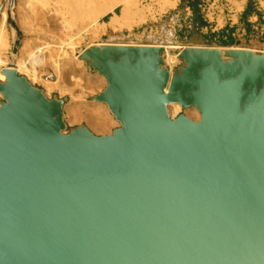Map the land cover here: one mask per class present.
Masks as SVG:
<instances>
[{
    "label": "water",
    "instance_id": "1",
    "mask_svg": "<svg viewBox=\"0 0 264 264\" xmlns=\"http://www.w3.org/2000/svg\"><path fill=\"white\" fill-rule=\"evenodd\" d=\"M78 58L104 78L110 135L67 132L66 99L1 71L0 264H264V52L186 47L173 70L160 45Z\"/></svg>",
    "mask_w": 264,
    "mask_h": 264
},
{
    "label": "rangeland",
    "instance_id": "2",
    "mask_svg": "<svg viewBox=\"0 0 264 264\" xmlns=\"http://www.w3.org/2000/svg\"><path fill=\"white\" fill-rule=\"evenodd\" d=\"M11 1L10 5V0H0L1 12H4L6 15L3 25L5 37L0 42V53L8 57V65H12L16 59L23 60L30 70L32 68L30 55L34 54L38 49L49 46L50 48L43 49V57L46 61L42 67L40 66L38 69L41 70L40 72L44 79H46V76L52 75V80L48 79L50 82H68L83 86L91 81L89 75L100 77L98 74L90 72L78 58L83 50L92 45L108 43H134L137 45L139 43V45L154 44L178 46L179 49L177 50H169L171 56H176L181 51V46L184 45L214 46L218 44V42L214 41L211 37L213 34L210 32V29L204 30L202 33L195 31L188 36L186 40L187 43H174L183 40L180 35L185 29L183 23H188V20H186L187 17H193V14L190 13L189 10H185L180 0H132L128 6H119L115 9L114 13H106L96 24L90 19H81L77 15H74L73 0ZM112 1L113 0H98L92 6L91 11L99 12L107 9ZM229 1L231 0H200V15L211 24L217 23V16L227 15L225 9ZM69 7L71 9H69ZM124 9L128 17L127 20L130 23H124L122 27H117L115 29L116 31L113 30V32L103 31L106 26L105 24L109 20V16H121L120 13ZM220 20L221 19H219V23H221ZM50 56L52 60L49 59ZM47 60H49V62H47ZM67 61L71 62L75 66V69L66 67L65 70L63 65ZM48 64H50V66ZM180 64L181 63L177 61L171 69H175ZM21 72L19 74L26 77L29 82L32 80V73L30 71L27 73V71L25 72V70H22ZM64 76L65 78H63ZM88 79L89 81H87ZM100 79L103 83L102 86L104 85L100 89L102 90V88L106 87V83L101 77ZM31 84L41 90L45 87V84L43 82L41 83V81H33ZM94 94L95 92H91L90 96L93 97ZM104 109L106 114L114 120L105 106ZM179 114L184 115V111L181 110ZM114 125L117 128L119 127L116 121ZM71 128L74 127L68 126L67 132Z\"/></svg>",
    "mask_w": 264,
    "mask_h": 264
},
{
    "label": "crops",
    "instance_id": "3",
    "mask_svg": "<svg viewBox=\"0 0 264 264\" xmlns=\"http://www.w3.org/2000/svg\"><path fill=\"white\" fill-rule=\"evenodd\" d=\"M185 10H189V12L192 13L189 8L185 7ZM225 11L227 15L217 16V20H216L217 23L211 24L209 23L207 19H204V21L207 22L204 28H199L198 23L194 21L193 17L192 18L187 17L186 20H188V23H183L184 24L183 27L185 29H184V32L180 34L183 40L176 41L174 43L176 44L187 43L186 40L188 36H190L195 31L202 33L204 30L210 29V32L213 34L211 35V37L213 38L214 41L218 42V44H215L214 46L184 45V46H181L180 49L182 50L186 47H213V48H240V49H248V50H253V51L264 52V0H231L229 1L228 4H226ZM114 16H111V17H114ZM111 17L109 16V19H111ZM219 19H221L220 20L221 23H219ZM172 24H175V23H172ZM112 31L108 30L107 32H112ZM140 45H154V44H140ZM89 77L90 78L92 77L91 78L92 81H90L88 84H84L83 86H78L76 84H71L68 82L59 83L57 81L56 82L51 81L52 83H57L54 86L55 88L53 87L51 90H48L47 87L45 86L43 88V91L45 95L48 96L49 98L57 97L59 99H66L67 106L64 107V113L66 117L65 121H66L67 126L76 127V126L84 125L88 129H90V131L96 136L110 135L112 131L117 128L114 125L115 121L112 120V118L110 119L109 118L110 116L106 114L104 105L102 104L99 105L98 103L93 102V98L104 90V88L100 90L102 87L101 85L102 81L100 77L96 75L95 76L89 75ZM64 89H65V92H64ZM89 92L90 94L91 92L93 93L95 92L94 96L91 97ZM83 106L87 107V109H84L85 107ZM91 107L99 108L101 113H103L102 115L105 116V117L102 116L103 117L102 120H104L103 121L104 125L102 121L99 122L102 124V126L99 123H97V125L95 124L96 126L90 125L87 118H81L78 121H74L73 114H74L75 119H77V114H80L82 112L83 114L82 113L81 114L85 115L86 111H88ZM71 116H72V120L69 118ZM98 129H100V132ZM103 130L104 132H102ZM106 130L110 133H108Z\"/></svg>",
    "mask_w": 264,
    "mask_h": 264
},
{
    "label": "bare ground",
    "instance_id": "4",
    "mask_svg": "<svg viewBox=\"0 0 264 264\" xmlns=\"http://www.w3.org/2000/svg\"><path fill=\"white\" fill-rule=\"evenodd\" d=\"M98 0H73V9H74V15H77L78 17H80L81 19L82 18H86V19H90L92 20V22L94 24L98 23L104 16L106 13H113L115 11L116 8H118L119 6H128L130 4V2L132 0H113L111 5L107 8V9H104V10H101L99 12H95V11H91V8L92 6L97 2ZM101 1V0H100ZM65 2V1H64ZM70 5V4H69ZM137 6V5H135ZM123 8V7H122ZM69 9H71L69 7ZM135 9V8H134ZM131 10V8H130ZM122 11V10H121ZM135 11V10H134ZM73 13V12H72ZM108 13V14H109ZM132 13V11H131ZM107 14V15H108ZM121 16H118V15H115L114 17H111V19H109V21L105 24V28L103 29V31H112V30H115L117 27H122V25L124 23H130L128 22V17L126 15V10L124 9L121 13ZM130 14V13H129ZM0 17H1V25H0V42L4 39V30H3V25H4V22H5V19H6V15L4 12H1L0 13ZM74 19V18H73ZM75 20V19H74ZM73 20V22H74ZM79 20V19H78ZM85 21V20H84ZM72 22V23H73ZM104 23V22H102ZM101 23V24H102ZM83 24V23H82ZM92 24V23H91ZM104 25V24H103ZM96 30V29H95ZM116 31V30H115ZM113 32V31H112ZM95 33V32H94ZM112 38V36H111ZM112 43V42H111ZM126 43V42H125ZM110 44V43H108ZM116 45H135L134 43H126V44H120V43H115ZM139 44V43H138ZM162 46L164 49H165V58H164V63L166 66L172 68L173 65L177 62L176 58H177V55L176 56H171L170 53H169V50H177L179 49L178 46H164V45H160ZM50 48L49 46H46L45 48L43 49H48ZM43 49H38L34 54L30 55V59L32 60V68L29 70L28 67H27V64L26 62H24L23 60H16L14 61V63H12V65H8V57L4 56L3 53H0V81H4L5 80V77L3 76V74L1 73V71L9 66H12L16 71L17 73H20L22 70H25V72L27 71V73L30 71L32 74V80H30V83H33V81H41V83L43 82L45 84V86L47 87L48 90H51L57 83H52L50 82L49 80L47 79H44L43 78V75L41 74V70H39L38 68L45 63L46 59L43 57ZM49 51V50H48ZM49 53V52H48ZM56 57V56H54ZM47 58V57H46ZM49 59L52 60L51 56L49 57ZM58 60V59H57ZM10 62V61H9ZM47 62H49V60H47ZM46 62V63H47ZM56 62V61H55ZM51 63V62H50ZM50 66V64H48ZM46 65V66H48ZM61 66V65H60ZM64 68L66 70V67H70L69 69H75V66L71 63V62H66L64 65ZM176 66V65H175ZM53 67V66H52ZM39 70V71H38ZM64 70V69H63ZM81 71V70H80ZM44 72V71H43ZM22 73V72H21ZM64 73V72H63ZM28 76V75H27ZM46 76V75H45ZM59 76V75H58ZM101 77V76H100ZM64 78V77H63ZM90 78V77H89ZM92 78V77H91ZM103 80L104 78L101 77ZM61 79V78H60ZM87 79V78H86ZM96 79V78H95ZM85 80V79H84ZM89 81V79L87 80ZM92 81V79H91ZM58 82V81H57ZM79 83L81 81H78ZM60 83V82H59ZM82 83V82H81ZM89 83V82H88ZM103 84V83H102ZM101 84V85H102ZM104 86V85H103ZM102 86V87H103ZM57 87V86H56ZM55 88V87H54ZM91 88V87H90ZM64 92H65V89H64ZM90 94V92H89ZM77 95V94H76ZM78 96V95H77ZM79 99V98H78ZM72 100V99H71ZM82 100V99H81ZM73 101V100H72ZM81 103V102H80ZM79 103V105H80ZM76 104V103H75ZM74 104V105H75ZM91 104V103H90ZM100 105V103H98ZM88 105V104H87ZM103 105V104H102ZM67 106V105H65ZM73 106V105H72ZM82 106V105H81ZM86 106V105H85ZM83 106V107H85ZM91 106V105H90ZM89 106V107H90ZM105 106V105H104ZM97 107V106H96ZM90 108L88 111H86L85 115H82L81 113L80 114H77V119H75L74 117V114H73V118H74V121H78L80 120L81 118H87V120L89 121L90 125H97V123H99L100 121H102L103 125H104V120H102L103 117H105L104 115H102L103 113H101V111L99 110V108ZM106 107V106H105ZM68 108V107H67ZM70 109V108H69ZM84 109H87V107H85ZM107 109V107H106ZM108 110V109H107ZM80 111V110H79ZM167 111H168V114L170 116L171 119H174L181 111V107L178 105V104H173V105H169L168 108H167ZM184 111V115L193 120V121H198L199 118H200V115L198 113V111L195 109V108H190V109H185L183 110ZM71 113V112H70ZM108 113V112H107ZM105 114V113H104ZM109 114V113H108ZM70 115V114H69ZM67 115V116H69ZM180 115V114H179ZM103 116V117H102ZM66 118V117H65ZM68 118V117H67ZM71 120H72V116L69 117ZM111 119V117H109ZM69 119V120H70ZM106 119V118H105ZM70 120V121H71ZM107 120V119H106ZM105 120V121H106ZM113 120V119H112ZM73 121V122H74ZM109 121V119H108ZM75 123V122H74ZM73 123V124H74ZM77 123V122H76ZM109 123V122H108ZM107 123V124H108ZM88 124V123H87ZM101 124V123H99ZM106 124V125H107ZM110 124V123H109ZM108 124V125H109ZM89 125V124H88ZM95 125V126H96ZM100 126V125H99ZM102 126V124H101ZM99 128V127H98ZM103 128V127H102ZM101 129V128H100ZM100 129L99 132H100ZM90 130V129H89ZM107 131V130H106ZM105 131V132H106ZM104 132V130L102 131ZM108 132V131H107ZM110 133V132H108Z\"/></svg>",
    "mask_w": 264,
    "mask_h": 264
},
{
    "label": "trees",
    "instance_id": "5",
    "mask_svg": "<svg viewBox=\"0 0 264 264\" xmlns=\"http://www.w3.org/2000/svg\"><path fill=\"white\" fill-rule=\"evenodd\" d=\"M199 2L200 0H181L183 6L189 8L192 12L193 19L196 23H198L199 28H204L207 22L204 21V17L200 15Z\"/></svg>",
    "mask_w": 264,
    "mask_h": 264
},
{
    "label": "built area",
    "instance_id": "6",
    "mask_svg": "<svg viewBox=\"0 0 264 264\" xmlns=\"http://www.w3.org/2000/svg\"><path fill=\"white\" fill-rule=\"evenodd\" d=\"M176 60L178 61V59L176 58ZM169 70H172L170 67H168V66H166ZM52 75H48V76H46V79L48 80V79H51L52 80Z\"/></svg>",
    "mask_w": 264,
    "mask_h": 264
}]
</instances>
